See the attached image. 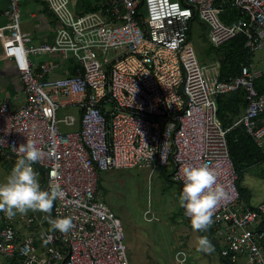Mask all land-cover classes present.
<instances>
[{
    "label": "built area",
    "instance_id": "1",
    "mask_svg": "<svg viewBox=\"0 0 264 264\" xmlns=\"http://www.w3.org/2000/svg\"><path fill=\"white\" fill-rule=\"evenodd\" d=\"M9 1L0 60L15 63L26 99L16 110L0 104V154L11 172L16 149L35 141L45 153L33 165L41 189L59 186L50 216H72L76 227L61 234L46 213L0 212V264H129L122 222L99 193L101 174L172 167L170 179L182 193L179 169L186 164L213 169L225 190L207 231L223 262L264 264V201L244 202L228 142L242 127L262 151L264 178V90L257 89L264 72L243 63L222 79L219 61L200 63L190 39L196 18L214 49L242 35L249 53L264 51V0H101L80 13L71 0H42L55 33L39 42L21 28L25 0ZM225 8L236 17L223 20ZM44 54L78 68L51 79L57 65L33 60ZM240 89L248 105L224 127L217 97ZM69 107L79 111L80 127L63 132L59 124L77 123L74 114L58 118ZM176 258L182 264L186 252Z\"/></svg>",
    "mask_w": 264,
    "mask_h": 264
},
{
    "label": "rangeland",
    "instance_id": "2",
    "mask_svg": "<svg viewBox=\"0 0 264 264\" xmlns=\"http://www.w3.org/2000/svg\"><path fill=\"white\" fill-rule=\"evenodd\" d=\"M190 39L198 60L204 65L224 57L230 48L227 43L214 49L206 37L205 25L197 22L192 26ZM254 57L259 60L264 56L259 52ZM65 111L60 110L58 118L66 114ZM58 127L60 131H68L64 124ZM262 169L263 165H256L247 170L240 180V183L243 181L248 186L247 190L241 184V192H250L251 201L255 203L264 201V180L260 177ZM171 172L172 167H135L103 172L100 176L101 194L122 222L129 264H179L176 255L184 251L181 249L183 245L178 243L182 239L179 235L184 216L179 208V186L168 177ZM6 176L7 171L3 169L1 161L0 183L5 182ZM242 198L246 201L244 195ZM195 250L191 257L186 253V260L182 264H226L218 251L208 253L197 251V248Z\"/></svg>",
    "mask_w": 264,
    "mask_h": 264
},
{
    "label": "clouds",
    "instance_id": "3",
    "mask_svg": "<svg viewBox=\"0 0 264 264\" xmlns=\"http://www.w3.org/2000/svg\"><path fill=\"white\" fill-rule=\"evenodd\" d=\"M18 159L6 178L0 183V212L9 218L17 213L26 214L29 211L48 214V222L52 231L67 234L76 225L74 217L65 216L52 219L50 214L54 201L59 197L58 185L42 190L38 180V172L33 165L40 162L45 153L28 138L26 144L16 149ZM183 183L179 205L185 209V215L190 219L194 231H208L214 223V210L220 202L226 199L224 188L217 183V173L208 166L182 165L179 169ZM51 236L48 237L50 241ZM47 242V241H46ZM213 245L207 236L197 237V251L210 253Z\"/></svg>",
    "mask_w": 264,
    "mask_h": 264
},
{
    "label": "crops",
    "instance_id": "4",
    "mask_svg": "<svg viewBox=\"0 0 264 264\" xmlns=\"http://www.w3.org/2000/svg\"><path fill=\"white\" fill-rule=\"evenodd\" d=\"M71 1H72V6L74 10L80 13V12H86L89 10L96 9L101 0H71ZM9 8H10L9 0H0V27L6 26V24L9 21L8 16L6 15V11ZM221 16L229 20H232L236 17L234 10L230 8L222 9ZM195 22L203 24L198 19L195 18L193 22L191 23L190 34H191L192 26ZM21 28L24 32L30 33L33 36L35 42L52 41L54 38V33H55V18L53 14L51 13L50 9L48 8V5L42 0H25L21 6ZM206 37H207V27H206ZM0 52H1V48H0ZM259 52L263 53V56H264V51H257L255 53L248 52L250 56L248 59L249 61H247V63L252 62L257 68L261 69L264 72V62H263L264 57H261L259 60H255V57H254ZM224 57H221L219 60L215 61V62L219 61L220 63V75L222 74L221 70L223 66ZM33 58H34L33 59L34 61L40 62L41 60L44 62H50V63L57 65L54 72L49 76L51 79L66 77L70 73L72 74L73 72H75V70L78 68V65L77 63H75V61L70 60L69 62H62L59 59V57H55L49 54H44L42 57H37V58L33 57ZM211 64H208V65H211ZM263 77H264V74L261 78ZM25 99L26 98H25L23 84L20 80L19 73H18L15 63L11 60H0V104H2L3 102H7L12 110H16L23 105V103L25 102ZM245 109L241 110V113L234 120V122L242 116V114L245 112ZM63 110H66L65 112H67L64 115L74 114L77 117V123H75L73 126H70V127L65 126V127H67L68 131L77 130L80 127V123L78 120L79 111H77L73 107L63 108ZM64 115H62V117ZM1 161H2L3 169L7 171V176H6L7 178L8 175L10 174V171L4 167V157H2V155L0 154V164H1ZM256 165H259V164H255L254 166L247 168L245 171H243V174L246 173V171L249 170L250 168L255 167ZM261 176L262 174L260 175V177ZM150 178H151V175H150ZM262 179L264 180L263 177ZM240 180H241V177H240ZM241 184H242V187H244V189L247 188V190H248V186L243 184V181L242 183H239L241 196L243 195L245 196L246 201L244 199L243 200L248 206H256L262 202V200L256 203L252 202L250 192L248 194H243L244 193L243 190L241 192V186H240ZM178 190L180 192V188ZM179 208L182 211V214L184 216L183 208L181 207ZM37 213L42 214V212H39V211H37ZM180 225L182 226L181 227L182 229L180 230L179 236L182 237V239H179L178 243L179 245H183V248L181 249L184 250L186 253H188L190 257L191 255H193L192 251L194 253L196 252L195 249L197 248V237L198 236H207L212 243L209 233L207 231L206 232L194 231L191 226V222L188 221L185 218V216H184V221L181 222ZM211 252L217 253V249L214 247V245H213V250Z\"/></svg>",
    "mask_w": 264,
    "mask_h": 264
},
{
    "label": "trees",
    "instance_id": "5",
    "mask_svg": "<svg viewBox=\"0 0 264 264\" xmlns=\"http://www.w3.org/2000/svg\"><path fill=\"white\" fill-rule=\"evenodd\" d=\"M234 12L236 16L237 12L236 11ZM222 19L227 21V19H225L223 16ZM229 44H230V48L225 53V57L223 60V66L221 70L222 79L229 77L231 75L238 74L241 69V63H247V61H249L248 59L250 54L248 53V50L244 46L245 45L244 36L241 35L235 38L234 40L230 41ZM257 89L259 90V92L264 90V77L257 82ZM217 105H218V116L223 126L230 127L234 123V120L241 113V110L247 107L248 105L247 94L244 91V89H240L237 92L219 95L217 97ZM228 142H229L231 156L234 162L235 169L240 173L241 176L243 174V171H245L247 168L251 166H254L255 164H257V162L261 161V159L263 158L261 149L258 148L256 144H254L252 139L245 133L242 127H237L231 130V132L228 134ZM168 177L170 178L169 175ZM239 182H238V186H239ZM101 189L102 187H101V179H100L99 193L102 196Z\"/></svg>",
    "mask_w": 264,
    "mask_h": 264
},
{
    "label": "bare ground",
    "instance_id": "6",
    "mask_svg": "<svg viewBox=\"0 0 264 264\" xmlns=\"http://www.w3.org/2000/svg\"><path fill=\"white\" fill-rule=\"evenodd\" d=\"M242 172V171H241ZM241 176V175H240ZM240 183V182H239Z\"/></svg>",
    "mask_w": 264,
    "mask_h": 264
}]
</instances>
